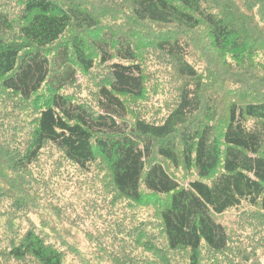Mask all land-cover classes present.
Returning <instances> with one entry per match:
<instances>
[{
  "label": "trees",
  "instance_id": "16d2710c",
  "mask_svg": "<svg viewBox=\"0 0 264 264\" xmlns=\"http://www.w3.org/2000/svg\"><path fill=\"white\" fill-rule=\"evenodd\" d=\"M160 58L176 93L150 116ZM56 152L141 209L136 237L44 228ZM111 239L90 264H264V0H0V264H88Z\"/></svg>",
  "mask_w": 264,
  "mask_h": 264
},
{
  "label": "rangeland",
  "instance_id": "374dc122",
  "mask_svg": "<svg viewBox=\"0 0 264 264\" xmlns=\"http://www.w3.org/2000/svg\"><path fill=\"white\" fill-rule=\"evenodd\" d=\"M15 3L17 4V2ZM19 10H21V8ZM73 35L74 34L72 33L69 38H71ZM148 62L150 63L148 69V87L150 88L151 95L153 96L152 98H150V100L148 101V105L146 106L149 107L148 109L139 106H137V108L141 110L142 114H150V116H153L151 113L154 114L157 109V106L169 108L170 102L171 100H173L172 95L176 93V81L173 78V75L167 70V64L164 63L161 58L155 61L150 60ZM193 62L195 64H198V55L197 58L193 59ZM202 68L203 70H208L209 73L216 74L215 72H213L216 71L215 67L210 64V62H205L203 60ZM217 70L221 71V67L219 66ZM218 73H220L221 75V72ZM78 78L79 83H82L81 78L79 76ZM212 80L219 85V79L217 74L212 75ZM248 89L254 91L255 86L251 85ZM232 94H234V92H232ZM87 95L88 92H86V94L82 96L85 98ZM241 97V94L237 95L238 99ZM40 160L43 161V163L42 165L38 166L39 177L46 181L45 186L49 187L50 193L56 195L57 192H64V194L62 195L63 200H56L59 205L58 207L56 206L57 208H53L50 206L49 208H46V210L44 208V210L40 212L39 217H43L45 229L56 232L58 231L59 234H68V232L64 229V226L61 224V219L63 218V216H65L64 218L67 222L73 223L67 225L68 231L71 233L70 230L72 228V225L73 229L84 230V235L86 236V239L89 242L91 237H93L94 239L96 238L95 233L97 232L111 233V235H119L120 233L122 235H125L129 233L128 235H132L133 237L137 236L138 232L140 231V229H137V226L141 223L140 219L143 216L141 209H129L125 206V203L123 202H110V198L112 197L110 193L112 191L111 189H105L110 184L109 181H101V174V176H99L97 174L98 172L95 171L92 172L91 175H86L82 173L79 174L78 178L74 177V169L70 167V165H68L67 163L63 165L60 163L61 159H59L58 152L52 154L47 153V155L42 156ZM38 163H40V161ZM65 166L67 167V169ZM26 178V180L21 179V183L24 185L27 184L28 177ZM18 196H20V194ZM25 196L26 197H24L23 201L19 199V203L17 204L21 203L24 205H28V203L33 200V195H30L29 198L28 194ZM62 201L64 202L63 206L61 205ZM21 204L19 206L23 207V205ZM31 209H33L34 212V208ZM28 211L29 210H26V212ZM44 211H47L50 214H53L54 211H58V214L54 216H49ZM135 212L137 214L133 218L132 213ZM59 214L62 216H59ZM47 219L51 221L49 224L45 223ZM59 227L61 228V231L58 230ZM132 230L134 231L131 232ZM243 233H245L246 237L251 235L248 230L244 231ZM79 237L81 238V234H79ZM65 238L67 237L65 236ZM70 238L75 239L76 243L79 240L76 235H70ZM63 245L65 244L63 243ZM112 247H116V242L112 241L111 239L103 243L101 246H93V248H88V250L82 253V256L85 259L84 262L90 264L91 261L95 259V257L99 258L100 256H102L101 260L103 263L104 261H108V255H106L104 251L106 252L108 251L107 248ZM81 249H83V245H81ZM213 261H216V259H214ZM102 262L100 263L103 264ZM181 263L184 264L182 261ZM222 263L223 261L219 262V264Z\"/></svg>",
  "mask_w": 264,
  "mask_h": 264
}]
</instances>
